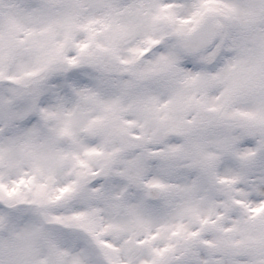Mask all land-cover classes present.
<instances>
[{
  "label": "clouds",
  "instance_id": "9594fccd",
  "mask_svg": "<svg viewBox=\"0 0 264 264\" xmlns=\"http://www.w3.org/2000/svg\"><path fill=\"white\" fill-rule=\"evenodd\" d=\"M0 185V264H264V0H0Z\"/></svg>",
  "mask_w": 264,
  "mask_h": 264
},
{
  "label": "snow or ice",
  "instance_id": "6c2138e0",
  "mask_svg": "<svg viewBox=\"0 0 264 264\" xmlns=\"http://www.w3.org/2000/svg\"><path fill=\"white\" fill-rule=\"evenodd\" d=\"M209 2H212V0H209ZM157 19H159V17H157ZM151 43H155V41H152ZM87 47H88L87 44L81 46L82 49L83 48H87ZM134 51H139V50H134ZM141 54H143V53L141 52ZM70 63H75V61L74 60L70 61ZM65 131H67V130H65ZM89 154H91V153H89ZM81 164H83V161H81ZM20 183H25V181H20ZM28 183H31V182L29 181ZM43 187H45V186L41 185V188H43ZM153 187L163 188L164 186L156 184V185H153ZM0 189H3L5 191H7V188H6L5 185H0ZM60 191H61V193L68 192L69 188H64V189H61ZM15 192H16V189H12L11 191H7V195L8 196H12ZM56 199H59V197H56ZM235 203L240 204V205L244 206L245 208L248 207L246 204H244L243 201L237 200ZM249 211L251 212L253 217H256V216H259L261 214H264V203H262L259 207L250 208ZM84 215L85 214L82 213L80 215H77V216L73 217V219H76V220L83 219ZM54 219L59 220L60 218L56 217ZM209 222H210L209 220L202 221V223H204V224H208ZM2 223H3V218H0V224H2ZM107 230L108 229H104V231H107ZM228 231H231V229H228ZM175 234H178V233H174V235ZM94 235L96 236L97 242L99 244H101L102 246H104L106 248H113V245L111 243L99 239V236L102 235V233H95ZM190 235L196 236V235H198V233L193 232ZM150 239L155 240L156 236H152ZM138 243L139 244H148L149 240L138 241ZM171 247L172 246L165 247L163 249H160V248L153 249L152 251H153V254H154V258L152 259L150 264H163V258L165 256V253L169 252L171 250ZM61 264H62V261H61ZM73 264H79V261L78 260H74ZM108 264H118V261L114 260L111 256H108ZM128 264H131V261H129ZM145 264H148V262H145Z\"/></svg>",
  "mask_w": 264,
  "mask_h": 264
}]
</instances>
